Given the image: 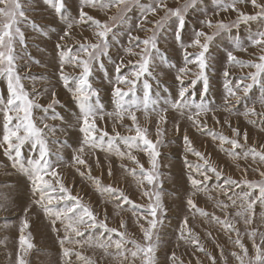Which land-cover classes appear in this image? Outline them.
<instances>
[{
  "label": "rangeland",
  "instance_id": "obj_1",
  "mask_svg": "<svg viewBox=\"0 0 264 264\" xmlns=\"http://www.w3.org/2000/svg\"><path fill=\"white\" fill-rule=\"evenodd\" d=\"M21 2L25 6L28 22H21L19 25L24 32L25 42L24 45L17 43L15 46L18 56L17 71L22 77L21 82L30 98L34 97L36 103L41 105L33 109V118L38 126L43 127V123H47L50 127L56 128L54 134L48 135L51 149L50 160L55 165L61 182L72 194L78 196L81 203L94 211L97 220L104 221L111 229L125 233V239L129 243L124 248V251L128 253L125 258L123 255H116L117 250L114 245L105 250L86 243L73 244L66 241L64 248L71 249L73 254L65 257L60 244V240L65 236L64 225L59 220L53 224L54 218L46 216L40 206L33 203L32 186L27 175L19 165L13 166L11 157L6 156L4 148L0 147V264H17L18 256L24 260L25 264H85V260L77 259L76 252L90 260L92 264H142L139 257H131L130 252L134 250V246L130 241L135 240L141 245L146 243L141 225L147 227V222L143 218L138 219L137 213L142 214L149 204L148 197L142 193L150 190V186L146 181L142 186L138 184V177H134L130 170L135 168L139 173V168L127 158L129 150L120 140H116L115 144L121 152L125 153L124 157L118 156L115 151L106 150V141L110 137H115L117 132L121 136L135 135L134 130L128 131L132 122L126 114L123 120H118L108 113H112L115 109L112 93L117 77L116 66L121 67L120 75H128L133 71V64L139 59L134 53H139L140 48L133 47L130 43L129 31L133 36H139L141 40L151 37L156 21L163 15V11H158L154 16L149 15L144 20L142 19L144 7L151 6L153 0H138V3L144 7L134 5L131 11L124 14L126 16L124 22L120 23L109 19L111 16L118 15L115 8L105 11L85 7L84 10L101 23L114 24L113 31L116 32V36L113 37L110 34V56L93 62L89 77L92 88L98 91V96L92 97V103H98L104 110L103 119L97 117L96 120L98 129L96 135L102 132H107L109 135L105 137L103 149L85 147L83 153H78L83 133L79 130L80 111L71 89L75 88V80L80 76L81 69L69 63L63 65V74L72 81L68 87H65L60 79L61 49L56 46L59 43L66 54L67 50L75 54L81 43L96 42L93 27H90L88 23H74L71 29H67L69 36L66 40H60V36L67 28L65 18L78 20L83 0H65L64 17L57 14L45 0H21ZM186 2L187 0H167L169 7H178ZM221 2L227 5L231 0H221ZM258 2H264V0H258ZM197 5L196 8L189 9L186 14L183 32L185 46L194 39L196 31L202 30L211 34L215 30L208 28L201 21L210 20L213 24L223 21L225 24L233 25L237 20L236 12L219 11L216 7L217 0H197ZM238 7L250 15H255L259 11V9H254L251 3H240ZM138 23L140 26L136 27ZM175 24V18H169L157 31L158 47L165 60L161 61L157 57L154 61L153 72L157 78L147 77L152 86L151 99L156 102L154 107L157 111H151L153 106L150 105L147 118L143 111L136 112L137 123L140 127L148 129V137L155 142L159 121L157 112L167 109L166 112L161 113L165 115L166 121L159 124L163 132L158 145V170L162 182L159 190L162 194L165 212L162 215L158 214L161 222L154 230L153 239L156 241L154 264H240L233 256V253L243 255L235 241L237 238L240 239L248 250V257L255 255L253 239L249 237V233L253 229L256 230L255 243L260 245L261 237L264 235V205L256 204L252 223L246 225L244 219L236 215V212L242 209L238 207L241 201L235 194L247 191V186L241 183L240 187H233L228 195L236 199V205L222 210L217 202L231 205V201L217 186L222 185L223 180L217 181L214 174H210L213 175V179L208 182L206 191L192 194L193 188L188 177L190 175L198 179L202 177L197 176L187 166L185 159L191 165H203V161L192 151L186 150L183 138L187 135L191 141V148L208 158L209 163L221 171L223 178H231L238 182L264 180V176L260 175L264 172V163H260L258 158L256 161H253L251 157L233 158L228 155L231 145L222 144L218 139L221 135L239 139L243 147L236 149V152H243L250 148L264 152V116L260 115L264 113V105L259 102L261 96L264 95V89L254 86L248 95L238 91L239 101L233 99L230 104H225V84L230 83L234 86L240 82L242 77L255 71L254 68H240L238 65L229 64L227 52L233 51V54L244 62H258V56L264 53L258 47L249 46L248 40L256 32L264 31V22L253 20L236 24L230 31L221 32L210 46L207 54L211 64L208 69L207 95L202 96V81L197 82L190 89L189 103L199 104L203 101L213 109V111L201 113L198 117L193 115V119L198 120L204 126L200 130L192 120L188 119L190 113L177 111L170 106L178 94V82L175 79L178 74L177 69L184 66V49L181 43L174 38ZM235 40H239L247 50H234ZM128 47H133V54L125 51ZM187 51L195 54L199 49L192 47L187 48ZM121 60L124 61L123 64ZM188 67L192 69V73L185 76L186 84L195 78L196 71L195 65ZM225 71L229 73L227 78L224 76ZM144 79L141 78V81L137 82L135 92L125 98V103L142 101ZM248 82L250 81H245V83ZM121 87L124 86L121 85ZM53 91L59 103L52 104L49 108ZM125 91H127L126 87ZM0 97H7V83L3 77H0ZM249 108H254L256 115L245 116L244 113ZM192 112L194 114V108ZM233 129H238L241 134L247 132V143H244L241 137H235ZM2 133L3 116L0 113V139H2ZM51 141H56V143L53 144ZM200 146H204L205 150L199 149ZM77 154L86 161V165H79L73 161V156ZM37 155L38 153L26 145L21 160L27 166V162ZM57 155L62 157L59 163L56 161ZM132 155L144 165L145 169L150 167L149 158L144 152L134 149ZM89 168L90 176L96 178L101 186L110 185L119 189L133 204H124L118 208L117 204L121 201L111 199L107 193L98 190L97 184L89 178ZM110 169L111 175H109ZM81 172L85 175L82 176ZM257 194L253 193L254 196ZM189 198L195 202L196 209H190L188 206ZM133 205L136 207L134 208ZM197 209L207 212L209 216L213 214L219 216L221 219L225 218L226 212L227 219L239 230V237L235 232L226 231L220 224L200 215ZM185 218L188 220V225L186 229H183L185 238L181 239L182 222ZM24 220H27L29 227L25 228L22 233ZM30 221L37 223L38 228H33ZM121 221L125 224L124 228L120 227ZM81 230L84 231V237H73V239H92L102 231L101 229L85 230L83 226ZM89 233H92V236H89ZM21 235L33 245L31 249H22ZM108 235L109 233H104L105 238ZM111 236L113 241L119 239L115 233ZM193 240H198L199 244H194ZM199 247H202L203 251H199ZM173 253H175L174 257ZM248 257L244 258L245 264H247Z\"/></svg>",
  "mask_w": 264,
  "mask_h": 264
},
{
  "label": "snow or ice",
  "instance_id": "obj_2",
  "mask_svg": "<svg viewBox=\"0 0 264 264\" xmlns=\"http://www.w3.org/2000/svg\"><path fill=\"white\" fill-rule=\"evenodd\" d=\"M45 2L49 4L57 14L64 17V10L66 8L65 0H45ZM240 3H251L252 7L254 9H259V11L255 15L246 14L238 7ZM134 5L137 7H144L138 3V0H83V5L79 9L78 20L75 18H65L67 28L60 36V40H64L69 36V31L67 29H71L74 23H88L90 27H93L96 37V42L94 43H81L75 54L71 53V50H67L66 54L59 43L56 46L58 49H61L60 79L64 82L65 87H68L72 81L68 76L63 74V65L69 63L81 69L80 76L75 80V88L71 89L73 98L77 101L80 111L79 120L81 126L79 130L83 133L81 145L77 150L78 153H83L85 147L92 149L100 147L103 149L105 137L109 135L107 132L96 135L98 131L96 120L97 117L103 119L104 110L98 103H92V97L98 96V91L92 88L89 77L91 75V66L93 62L102 57L110 56V34L113 37L116 36V32L113 31L114 24L101 23V21L89 15L84 9L86 6L99 8L105 11L115 8L118 11V15L111 16L109 19L114 22L119 21L123 23L126 19L124 14L131 11ZM197 6V0H187L186 3L178 7H169L167 0H153L151 6L144 7V15L142 17V19L146 20L149 15L154 16L158 11H163V15L156 21V27L155 30H153L152 36L141 40L139 36H133L131 31L128 33V39L133 47L140 48L139 53H134L138 55L139 59L133 64V71L128 75H120L121 67L120 65L116 66L117 77L112 93L115 109L112 113H108V115L115 116L118 120H123L126 114L127 118L132 122L128 131L132 132L134 130L135 135L121 136L117 132L115 137H110L106 141V150L115 151L118 156L124 157L125 153L121 152L119 147L115 144L116 140H120L129 150L127 158L139 168V173L136 172L135 168L130 170L134 177H138V184L142 186L146 181L147 185L150 186V190L142 193L144 196L148 197L149 204L142 214L137 213L138 219L143 218L147 222V227L141 225V231L143 232V238L146 243L141 245L135 240L130 241L134 246V250L130 252L131 257H139L142 264H154L156 247V241L153 239L154 230L158 223L161 222L158 218V214L162 215L165 212L162 203V194L159 190L162 186V182L160 180L161 174L158 170V145L160 144V137L163 135L159 124L166 121L165 115L161 113L166 112L167 109H162L157 112L159 121L157 122V139L155 142L148 137V129L139 126L136 115L137 111H143L145 118H147L150 105L153 106L151 107V111H157L154 107L156 102L151 99L152 86L147 80V77H152L153 79L157 78L153 75L155 59L159 57L161 61L165 60L164 55L158 47L157 31L163 27L164 23L169 18H175L174 38L177 42L181 43V47L184 49V66L177 69L178 74L175 79L178 82V94L177 98L171 102L170 106L177 111L190 113L188 119L192 120L198 130H200L203 129L204 126H202L198 120L193 119V115L198 117L201 113H207L213 111V109L203 101L199 104L189 103L191 100L190 89L193 88L197 82L202 81V96L207 95L209 86L208 69L211 67L207 54L210 46L221 32L230 31L236 24L241 22L247 23L253 20L264 22V2H258V0H231L230 3L225 5L221 0H217L216 7L219 11L231 10L237 13L235 24L228 25L223 23V21L217 22L216 24H213L210 20L201 21V23L206 24L208 28L215 30L211 34L202 30L196 31L194 33V39L185 46L183 44V32L185 29L186 14L189 9L196 8ZM21 22H28L25 6L21 0H0V77H3L7 83V97H0V113H2L3 116V133L2 139H0V147L4 148V154L6 156L11 157L13 166L19 165L21 170L27 175L32 186L34 196L33 203L40 206L46 216L54 218L53 224H55V221L59 220L64 225L65 236L60 240V244L65 257H70L73 254L71 249L64 248V244L67 241L73 244L86 243L89 246L101 247L105 250L114 245L117 250L116 255H123L127 258L128 253L124 251V248L129 241L125 239V233L118 232L116 229H111L104 221L97 220L94 211L81 203V199L73 195L61 182L59 173L50 160L51 149L49 147L50 142L48 140V135L54 134L56 128L50 127L47 123H43V121H41L43 127L38 126V123L33 118V109L41 107V105L36 103L34 97L30 98L29 93L25 90L21 82L22 77L17 71L16 61L18 56L15 51V46L17 43L24 45L25 42L24 32L19 26ZM139 26L138 23L136 27ZM248 43L249 46L258 47L260 51L264 53V31H258L249 37ZM133 47H128L125 51L129 54H133ZM192 47L198 48L199 51L195 54L189 53L187 48ZM233 48L237 51L247 50L239 40L234 41ZM257 59L258 62H244L239 60L233 54V51L227 52V61L229 64L238 65L240 68H254L255 71L250 72L246 77H242L240 82L236 83L234 86L230 83L225 84L226 105L230 104L233 99L237 102L239 101L240 97L237 95L238 91H242L244 95H248L254 86H259L261 89H264V54L259 55ZM123 63L124 61L121 60V64ZM128 63H132V61H128ZM189 65H195V78L191 79L190 83L186 84L185 76L192 73V69L188 67ZM224 76L226 78L229 76L228 71L224 72ZM141 78H145L143 82L144 93L142 101H133L131 104L125 103V98L130 93L135 92L136 84L141 81ZM245 81L250 82L245 83ZM121 85L124 87H121ZM125 87L127 91H125ZM51 95L52 103L48 105L49 108L52 107V104L59 103L54 91ZM259 102L261 105H264V95L261 96ZM193 108L195 109L194 114L192 112ZM244 115H256L255 109H247ZM260 115L264 116V113ZM53 119H55V117H53ZM217 123H219V121H217ZM45 129H47V131H45ZM233 134L235 137H241L244 143H247V132L241 134L238 129H233ZM183 139L186 150L192 151L195 156L203 161V165H191L188 164L187 159H185L187 166L192 169L197 176L202 177V179H198L192 175L188 177L193 188L192 194L199 191H206L208 182L213 179V175L210 174H214L217 181L223 180V184H218L217 186L224 195L228 196V200L231 201V205L217 202L222 210H226L230 206L236 205V199L228 195L229 191H231L233 187H240L241 183H243L247 186L248 190L235 194L241 201L238 207L242 209V211H237L236 215L242 217L246 225H250L255 214L256 204L259 203L264 205V180L259 182H238L231 178H223L221 171H218L216 167L212 166L208 158L191 148V141L187 135H185ZM218 139L222 144L228 143L231 145V149L228 150V155L233 158L247 159L251 157L253 161H256L258 158L260 163H264V152L257 151L255 148H250L243 152H236V149L243 147L239 139L228 138L222 135L219 136ZM51 143L55 144L56 141H51ZM26 145L38 153L36 157L27 162V166H25L21 160L23 149ZM134 149L142 151L148 156L150 164L148 169H145L144 165L140 164L136 157L132 155V150ZM61 160L62 157L57 155V163L61 162ZM73 161L79 165H86V161L82 159L79 154L73 156ZM90 171L89 168V178L97 184L99 191L107 193L108 197L111 199L121 201V203L117 204L118 208L122 207L124 204H133V202L119 189L113 188L110 185L101 186L96 178L90 176ZM80 174L82 176L85 175L83 172ZM109 175H111V169L109 170ZM260 175L264 176V172H261ZM254 192L258 194L254 196ZM187 204L190 209L197 208L195 202L191 198L187 200ZM133 207L135 208L136 206L133 205ZM197 210L200 215L208 217L211 221L220 224L226 231L230 230L235 232L237 237H239V230L227 219L226 212L225 218L221 219L214 214L209 216L207 212L199 209ZM25 211L27 212V209ZM182 224L183 228L180 238L184 239L185 234L183 229L187 228V218H185ZM81 226H83L85 230L101 229L102 231L97 233L92 239H73V237H84V231L81 230ZM27 227H29L28 222L24 220L21 232L23 233L24 229ZM120 227H125L123 221H121ZM104 233H109V235L105 238ZM112 233L119 236V239L113 241L111 236ZM256 234L255 229L249 233V237L253 239V247L255 249V255L253 257H248V250L240 242L239 238L235 241L243 255L233 253V256H235L240 264H245V257H248L247 264H264V247H261V245H264V235L261 237L260 245H257L255 243ZM189 235H191L190 231ZM209 235L211 234L209 233ZM89 236H92V233H89ZM192 242L197 245L199 244L198 240H193ZM20 243L22 249H31L33 247L23 235L20 237ZM198 250L203 251V248L199 247ZM75 255L77 259L85 260V264H92L90 260L81 256L79 252H76ZM174 256L175 253H173V257ZM17 264H25L20 256L17 257Z\"/></svg>",
  "mask_w": 264,
  "mask_h": 264
},
{
  "label": "bare ground",
  "instance_id": "obj_3",
  "mask_svg": "<svg viewBox=\"0 0 264 264\" xmlns=\"http://www.w3.org/2000/svg\"><path fill=\"white\" fill-rule=\"evenodd\" d=\"M48 25V24H47ZM54 26V25H53ZM48 27V26H47ZM36 28V27H35ZM34 31V30H33ZM56 31V30H55ZM35 32V31H34ZM57 34V33H56ZM141 36V35H140ZM55 37V36H54ZM65 40H66V38H65ZM61 53V52H60ZM259 120V119H258ZM213 123V122H212ZM214 124V123H213ZM216 125V124H215ZM219 127V126H218ZM206 136V135H205ZM255 140V139H254ZM208 143V142H207ZM210 143V142H209ZM199 149H202V150H205V147L204 146H200L199 147ZM201 151V150H200ZM29 153V152H28ZM213 162H214V160H213ZM214 163H216V162H214ZM31 222V224H32V227L33 228H35V229H37L38 228V224L37 223H33L32 221H30Z\"/></svg>",
  "mask_w": 264,
  "mask_h": 264
}]
</instances>
